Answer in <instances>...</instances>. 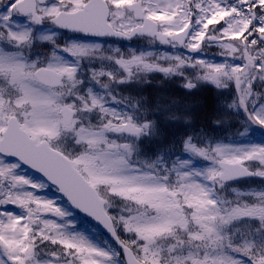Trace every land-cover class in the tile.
Instances as JSON below:
<instances>
[{
    "label": "snow or ice",
    "instance_id": "1",
    "mask_svg": "<svg viewBox=\"0 0 264 264\" xmlns=\"http://www.w3.org/2000/svg\"><path fill=\"white\" fill-rule=\"evenodd\" d=\"M256 135L264 0H0V264H264Z\"/></svg>",
    "mask_w": 264,
    "mask_h": 264
},
{
    "label": "trees",
    "instance_id": "2",
    "mask_svg": "<svg viewBox=\"0 0 264 264\" xmlns=\"http://www.w3.org/2000/svg\"><path fill=\"white\" fill-rule=\"evenodd\" d=\"M173 92L169 91L168 93H159L157 91L152 90L151 94L152 95L162 94L164 96H179L178 92H175V91ZM200 96L206 100L207 104H206V107L197 106L195 108L196 112L194 115H195V124L197 127H199L200 125H206L208 123V117L210 113L207 111V108H210L212 105V96L210 93L206 95L201 94ZM172 131L173 130L171 129H165V133H166L165 144L168 143V140L171 139Z\"/></svg>",
    "mask_w": 264,
    "mask_h": 264
},
{
    "label": "rangeland",
    "instance_id": "3",
    "mask_svg": "<svg viewBox=\"0 0 264 264\" xmlns=\"http://www.w3.org/2000/svg\"><path fill=\"white\" fill-rule=\"evenodd\" d=\"M134 47H136V48H148L149 45H147V43H145V42H138V43H136V46H134ZM218 51H219V50L217 49V51H215V52H218ZM213 54H214V53H211V54H208V55H209V56H212ZM216 59H217V60H220V59H223V58L220 57V56H217ZM157 77H158L157 80H161V78H162V80H163V77H162L160 74H157ZM160 77H161V78H160ZM157 80H156V81H157ZM167 82L169 83L170 81H167ZM173 83H174L177 87L180 88V85H179L178 82H173ZM180 89H181V88H180ZM211 94H212V93H211ZM252 139H253V141H254L255 143H257V144L264 143V137H261L260 135H256V136L253 137ZM26 171H28V174H29V175H34V176H36V177H39V176L35 175L34 173H32L31 171H29V170H27V169H26ZM240 186H241V185H240ZM241 187H243V186H241ZM47 195L50 196V197H56V198H58V199L60 200L61 205H63V206H67L66 203H65L61 198H59L58 195H57V193H55L54 191L49 190V191L47 192ZM17 211H18V210H17ZM74 218L78 220V222H79V224H80V227H81L82 229H85V230H90V229H91V226H90L89 224H87V222L80 221V220L76 217L75 213H74ZM96 235H98L97 231H96Z\"/></svg>",
    "mask_w": 264,
    "mask_h": 264
},
{
    "label": "flooded vegetation",
    "instance_id": "4",
    "mask_svg": "<svg viewBox=\"0 0 264 264\" xmlns=\"http://www.w3.org/2000/svg\"><path fill=\"white\" fill-rule=\"evenodd\" d=\"M138 41H132L131 43L135 46V44L137 43ZM140 42H142V41H140ZM122 43H128L127 41H124V42H122ZM216 50H212L211 52H215Z\"/></svg>",
    "mask_w": 264,
    "mask_h": 264
},
{
    "label": "water",
    "instance_id": "5",
    "mask_svg": "<svg viewBox=\"0 0 264 264\" xmlns=\"http://www.w3.org/2000/svg\"><path fill=\"white\" fill-rule=\"evenodd\" d=\"M38 174V173H37ZM40 175V174H39ZM65 200H66V198H64ZM78 211V210H77ZM83 217H85L84 216V214H82V213H80ZM86 218V217H85ZM88 219H90V218H88ZM103 232L106 234V232L103 230Z\"/></svg>",
    "mask_w": 264,
    "mask_h": 264
}]
</instances>
